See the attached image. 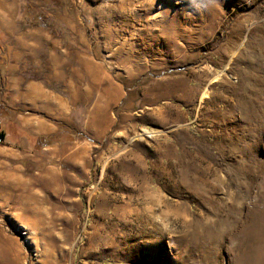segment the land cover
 Returning a JSON list of instances; mask_svg holds the SVG:
<instances>
[{
  "label": "rangeland",
  "instance_id": "obj_1",
  "mask_svg": "<svg viewBox=\"0 0 264 264\" xmlns=\"http://www.w3.org/2000/svg\"><path fill=\"white\" fill-rule=\"evenodd\" d=\"M0 103V264H264V0H0Z\"/></svg>",
  "mask_w": 264,
  "mask_h": 264
},
{
  "label": "trees",
  "instance_id": "obj_2",
  "mask_svg": "<svg viewBox=\"0 0 264 264\" xmlns=\"http://www.w3.org/2000/svg\"><path fill=\"white\" fill-rule=\"evenodd\" d=\"M9 115H10V111L5 107V104L0 103V117L9 116ZM6 136H7L6 130L0 129V139L3 140ZM34 138L36 139V141L39 142V146L41 148L47 145L48 143L53 142L55 139H59V137L55 135H39ZM70 139L73 140L74 136L73 135L67 136L65 140H70Z\"/></svg>",
  "mask_w": 264,
  "mask_h": 264
},
{
  "label": "crops",
  "instance_id": "obj_3",
  "mask_svg": "<svg viewBox=\"0 0 264 264\" xmlns=\"http://www.w3.org/2000/svg\"><path fill=\"white\" fill-rule=\"evenodd\" d=\"M37 87H39V89H40V91H41V87H40L38 84H37ZM41 93H42L41 95L44 96V97H45V96L50 97V96H49V93H47L46 91H43V92L41 91ZM47 97H45V98H47ZM56 99H59V98H56Z\"/></svg>",
  "mask_w": 264,
  "mask_h": 264
},
{
  "label": "bare ground",
  "instance_id": "obj_4",
  "mask_svg": "<svg viewBox=\"0 0 264 264\" xmlns=\"http://www.w3.org/2000/svg\"><path fill=\"white\" fill-rule=\"evenodd\" d=\"M101 118H102V117H101ZM97 119H99V118H97ZM102 119H103V118H102ZM94 122H95V121H94ZM101 123H102L101 121H98V122L96 123V124H97V127H100V126H101ZM96 124H95V125H96Z\"/></svg>",
  "mask_w": 264,
  "mask_h": 264
}]
</instances>
